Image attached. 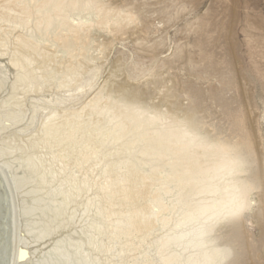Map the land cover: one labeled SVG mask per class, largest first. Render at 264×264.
<instances>
[{
    "label": "rangeland",
    "instance_id": "374dc122",
    "mask_svg": "<svg viewBox=\"0 0 264 264\" xmlns=\"http://www.w3.org/2000/svg\"><path fill=\"white\" fill-rule=\"evenodd\" d=\"M184 129L235 156L203 227L181 192L214 155L140 152ZM0 179L8 264H264V0H0Z\"/></svg>",
    "mask_w": 264,
    "mask_h": 264
},
{
    "label": "bare ground",
    "instance_id": "6f19581e",
    "mask_svg": "<svg viewBox=\"0 0 264 264\" xmlns=\"http://www.w3.org/2000/svg\"><path fill=\"white\" fill-rule=\"evenodd\" d=\"M143 114H144V112H139L138 116L143 117ZM193 140L195 141V144L201 145L202 147H204V150H205L204 152L208 156H210L211 154L214 155V158L209 160L210 163L208 161L207 164L202 165V166L200 165L196 169H194V172L191 175H189L190 176L189 178L191 180L190 186L188 188H186V190L184 192H181L182 197L184 196V198H188V200H190L192 202V207L190 208V211L187 215L188 218L185 216L187 218L186 222L190 226H193L196 222L199 223V226L200 225L202 226L206 222L205 219L210 218V217L213 218V217L223 216L224 214L227 213V211L230 210L231 207H233V208L237 207L241 203L239 200L240 196H239L238 191L236 189V181L232 177L233 174L231 176H229L231 171H233V169H235V167H234L235 165L233 166V163H232L235 159V156L232 155L231 149L228 147H225L223 145L209 144V143L204 142L203 140H198V139H196L195 134L193 135L192 132L184 129L182 131L177 130V131H175V132L173 131L171 133L159 134L158 136H156V135L155 136H149L146 140V145H145L146 147L144 148V150H141L140 152L142 153L141 157H143L144 160L146 159L149 162V164H152V163L154 164V162L161 160V158L164 157V155L166 154L165 151L168 152V150L170 151L169 154L174 155L176 157V159L181 162L182 159L184 160L185 158H190L192 155H194V151L191 150V148H190L194 142ZM135 147H136V145L133 146V150H135L137 148V147L136 148ZM153 147L157 148V150ZM139 155H141V154H139ZM169 166L171 169L176 167V165H173V164L169 165ZM178 177H179V175H178ZM187 180H189V179H187ZM220 190H222V191H220ZM204 192H207L208 194L212 193V192H216V193L221 194L222 196L221 195L215 196L214 194H212V196L211 195L210 196H211V198L214 197L213 200L206 202V203L205 202L202 203L199 200V196H201V194H203ZM218 198H219L220 203L217 206H215L214 201L216 203V200ZM185 202L187 203V201H185ZM184 210H185V208H184ZM7 218H8L7 194H6L5 188L3 186V183L0 179V264H8L9 247H8V240H7ZM183 229H184V227H183ZM232 230L233 231L231 232V234L233 233V236H230V237H232V239H235L234 242H235V244L238 245L239 248L243 249V251L241 250L236 255L234 253V255L237 257V258H235V260L236 259L241 260V259L245 258V259H250L252 261L253 257L251 255V252H249V251L250 250L253 251L254 245L250 242L245 241V239L243 237V233H242V225L238 224ZM261 230L263 232L262 235H263V240H264V228ZM186 231H187V229H186ZM192 236L193 235L191 233V237ZM176 237H178V236H176ZM201 237H200V240H201ZM197 239H198V237H197ZM199 242H201V241H199ZM230 243H233V242L230 241ZM171 245L172 244H170V246ZM174 245H175V243H174ZM177 246H179V245H177ZM188 248H190V246ZM182 249H183V246H182ZM195 250H194V252H196ZM199 251H200V249H199ZM202 252H204V251H202ZM189 256H190V254H189ZM228 256H229V254H228ZM238 258H240V259H238ZM187 259H188V256H187ZM234 264H237V263H234Z\"/></svg>",
    "mask_w": 264,
    "mask_h": 264
},
{
    "label": "water",
    "instance_id": "95a60500",
    "mask_svg": "<svg viewBox=\"0 0 264 264\" xmlns=\"http://www.w3.org/2000/svg\"><path fill=\"white\" fill-rule=\"evenodd\" d=\"M7 231H8V223H7Z\"/></svg>",
    "mask_w": 264,
    "mask_h": 264
}]
</instances>
